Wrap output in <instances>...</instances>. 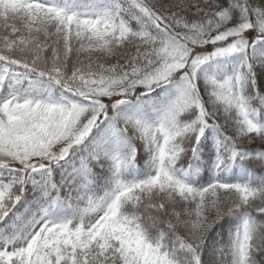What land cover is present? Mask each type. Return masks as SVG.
Segmentation results:
<instances>
[{"label": "snow or ice", "instance_id": "obj_1", "mask_svg": "<svg viewBox=\"0 0 264 264\" xmlns=\"http://www.w3.org/2000/svg\"><path fill=\"white\" fill-rule=\"evenodd\" d=\"M0 264H264V0H0Z\"/></svg>", "mask_w": 264, "mask_h": 264}]
</instances>
